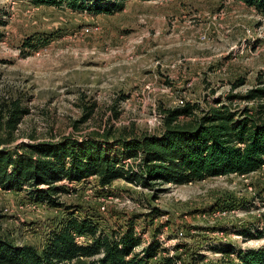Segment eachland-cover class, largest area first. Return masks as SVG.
I'll list each match as a JSON object with an SVG mask.
<instances>
[{
  "label": "rangeland",
  "instance_id": "1",
  "mask_svg": "<svg viewBox=\"0 0 264 264\" xmlns=\"http://www.w3.org/2000/svg\"><path fill=\"white\" fill-rule=\"evenodd\" d=\"M0 21V107L16 101L25 111L13 143L1 147L107 129L114 137L158 134L163 111L179 101L202 110L264 88V15L242 3L129 0L119 13L94 16L0 0ZM67 188L61 207L32 201L27 189L0 190V236L40 249L72 207L107 233L132 227L136 253L157 244L152 264H208L227 248L264 247V166L181 186L120 179L103 190L91 178Z\"/></svg>",
  "mask_w": 264,
  "mask_h": 264
},
{
  "label": "trees",
  "instance_id": "2",
  "mask_svg": "<svg viewBox=\"0 0 264 264\" xmlns=\"http://www.w3.org/2000/svg\"><path fill=\"white\" fill-rule=\"evenodd\" d=\"M25 1L111 16L123 11L129 0ZM227 1L242 3L264 15V0ZM2 37L0 32V41ZM226 99H215L202 110L192 103L164 110L158 134L114 137L107 129L81 139L68 136L11 147L1 146L13 143L25 111L16 101L7 108L1 106L0 132L6 135L0 136V190L19 193L27 189L32 201L61 207L58 197L68 192L63 182L80 184L95 178L99 188L109 190L114 181L125 179L153 188L255 173L264 166V88L250 89L244 95L230 94ZM237 101L256 106L238 109L233 107ZM115 147L120 156L115 155ZM71 209H64L65 217L49 231L40 249L0 236V264H152L156 258L159 247L155 243L135 252L140 241L132 227L107 233L92 217L78 215L80 208ZM76 237L84 241L78 242ZM220 253L222 259L208 264H264V247L236 252L227 248ZM176 263L164 257L157 264Z\"/></svg>",
  "mask_w": 264,
  "mask_h": 264
},
{
  "label": "built area",
  "instance_id": "3",
  "mask_svg": "<svg viewBox=\"0 0 264 264\" xmlns=\"http://www.w3.org/2000/svg\"><path fill=\"white\" fill-rule=\"evenodd\" d=\"M179 103L181 104V105H183V102L182 101H179ZM63 183H65V185H68L69 183H67V182H63ZM69 185H71V184H69ZM76 241H78V242H83L84 240H83V238L82 237H76Z\"/></svg>",
  "mask_w": 264,
  "mask_h": 264
}]
</instances>
